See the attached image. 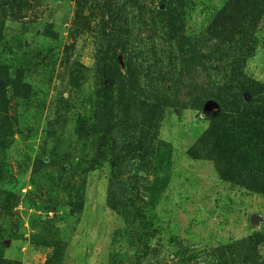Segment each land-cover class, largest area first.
<instances>
[{
  "label": "rangeland",
  "instance_id": "obj_1",
  "mask_svg": "<svg viewBox=\"0 0 264 264\" xmlns=\"http://www.w3.org/2000/svg\"><path fill=\"white\" fill-rule=\"evenodd\" d=\"M0 264H264V0H0Z\"/></svg>",
  "mask_w": 264,
  "mask_h": 264
},
{
  "label": "trees",
  "instance_id": "obj_2",
  "mask_svg": "<svg viewBox=\"0 0 264 264\" xmlns=\"http://www.w3.org/2000/svg\"><path fill=\"white\" fill-rule=\"evenodd\" d=\"M164 4V7L161 9L160 8V12L162 13V15H163V17H164V19H166V20H168V21H170L171 19H172V16L173 15H171V13H170V11H169V8H168V3H163ZM191 56H192V54H191ZM193 57V56H192ZM250 88H245V92H246V94L248 95V97L250 96H252V94H251V90H249ZM244 93V92H243ZM245 94V95H246ZM251 99V98H250ZM255 101H257V102H261V101H259V100H255ZM223 118L225 117V115L224 114H222L221 115ZM247 145V144H246ZM245 148V147H244ZM244 148H242L241 150H240V152L238 153V154H241V151L244 149ZM237 151H238V149H239V147H236L235 148ZM235 149H233V150H235ZM237 151L236 152H233V151H231L230 153V155L229 154H227V156L230 158V159H236L237 160V158H238V154H237ZM255 154L256 153V151L255 150H252L251 151V153H247L248 155H250V154ZM227 157V158H228ZM242 158H244V156L242 157ZM238 161H239V163H240V166H241V168H244V166H243V163H242V161L238 158ZM222 163H224L223 165H225L227 162L225 161V160H222L221 161Z\"/></svg>",
  "mask_w": 264,
  "mask_h": 264
}]
</instances>
